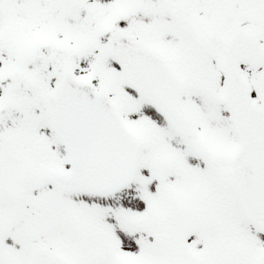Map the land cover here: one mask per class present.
<instances>
[{
    "label": "snow or ice",
    "instance_id": "obj_1",
    "mask_svg": "<svg viewBox=\"0 0 264 264\" xmlns=\"http://www.w3.org/2000/svg\"><path fill=\"white\" fill-rule=\"evenodd\" d=\"M0 264H264V0H0Z\"/></svg>",
    "mask_w": 264,
    "mask_h": 264
}]
</instances>
